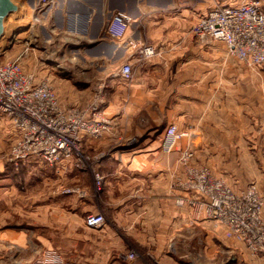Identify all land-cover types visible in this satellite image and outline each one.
I'll return each instance as SVG.
<instances>
[{
  "label": "crops",
  "instance_id": "crops-1",
  "mask_svg": "<svg viewBox=\"0 0 264 264\" xmlns=\"http://www.w3.org/2000/svg\"><path fill=\"white\" fill-rule=\"evenodd\" d=\"M11 2L16 9L3 20L0 50L10 34L19 46L58 41L84 47L82 60L109 79L105 111L114 127L99 138L82 136L83 153L107 152L91 170L75 167L71 159L54 165L35 158L25 162L48 166L62 187L78 186L83 196L61 191L43 201H20L14 186H0V264H31L45 250L58 251L72 264H171L173 244L193 238L198 227L220 232L264 264L243 244L227 239L224 228L206 219L202 209L176 204L177 198L199 199L175 184L184 172L179 151L187 145L194 153L192 163L205 162L224 179L256 172L255 161L264 157V69L246 67L228 54L223 42L200 41L191 33L211 0H195L193 11L183 10L180 0ZM116 13L129 18L119 40L107 33ZM142 45L152 46L155 54L141 58ZM123 63L131 66L129 78L119 73ZM169 125L185 136L174 150L164 152L161 144ZM17 132L11 123L12 143ZM94 173L101 176L99 190ZM44 185L53 186L52 178ZM95 213L105 223L90 228L85 217ZM130 250L137 257L127 261Z\"/></svg>",
  "mask_w": 264,
  "mask_h": 264
},
{
  "label": "built area",
  "instance_id": "built-area-1",
  "mask_svg": "<svg viewBox=\"0 0 264 264\" xmlns=\"http://www.w3.org/2000/svg\"><path fill=\"white\" fill-rule=\"evenodd\" d=\"M232 3L211 0V7L199 15L191 27V33L200 41L215 40L226 45L228 54L249 67L264 64V0H232ZM129 27L126 14L116 13L107 25L108 35L122 39ZM141 58L152 57V46H140ZM119 73L129 78L131 66L123 63ZM64 110L46 79H36L33 73L22 68L18 58L0 63V113L8 116L18 138L12 143L9 160L18 165L31 158L54 165L64 159H75L78 168L85 166L80 149V138H98L105 123L92 108ZM185 136L175 125L167 127L161 148L164 152L174 150L178 140ZM194 153L189 148L180 149L178 163L184 175L175 184L183 190L193 191L199 199L177 198L176 204L184 202L204 211L206 219L224 228V235L243 244L252 255L264 260L263 201L255 185L243 190L232 189L222 177L214 176L201 165L190 163ZM95 187L101 176L93 174ZM78 191V189H76ZM98 190V188H97ZM79 192V191H78ZM105 223L100 213L88 214L85 224L98 228ZM137 257L128 252L126 259ZM31 264H72L56 250H45Z\"/></svg>",
  "mask_w": 264,
  "mask_h": 264
},
{
  "label": "rangeland",
  "instance_id": "rangeland-1",
  "mask_svg": "<svg viewBox=\"0 0 264 264\" xmlns=\"http://www.w3.org/2000/svg\"><path fill=\"white\" fill-rule=\"evenodd\" d=\"M46 1L44 0V2ZM194 2L195 0H180V5L183 10L186 9L185 7L192 10ZM196 14L199 13L197 12ZM194 20L195 18L192 21ZM12 23L11 20L8 23L9 30L7 34L11 31ZM5 37L1 43L0 63L14 60L19 57L17 56L20 54L19 52H22L23 60H18L22 68L24 66V71L33 73L36 79H46L64 110L73 108L87 109L88 114L91 116L92 108H95L94 110L98 114L99 119L105 123L100 136L114 127L113 119L105 111V106L110 98L109 79L98 76L99 72L95 69V66L82 60L81 57L85 56L84 47L79 45H61L58 41L48 46H37L32 45V43L19 46L15 45L11 34L9 35L11 37L8 38L9 40L7 39L8 36ZM249 68L264 69V64ZM10 121L8 116L0 113V186H4L5 189L14 186L19 194L20 201H30L35 197L36 201H43L45 196L49 194L56 196L61 191L67 194L83 196L84 192L78 186L62 187L56 176L57 174L55 175L54 171L48 166L30 167L26 165V161L14 165L9 160V152L12 145L10 141V126L12 122ZM81 138L80 151L85 158V166L82 168L91 170L96 161L104 158L107 152H101L99 155L83 153ZM185 148H189V146L187 145ZM71 160L74 163L75 159ZM192 160L193 156L190 160L193 166H205L211 173L205 162L196 164L192 163ZM255 162L257 167L254 173L246 171L235 175H224L226 180L222 178L234 190H243L249 185H255L262 201H264V157L257 159ZM74 166L77 167L75 164ZM180 167L184 171L181 165ZM51 178L53 186L44 185V181ZM97 188L99 190L100 185ZM219 233L198 227L193 238H180L173 244L171 264H259L258 258L255 259L249 256L238 245L221 238ZM252 256L256 255L252 254Z\"/></svg>",
  "mask_w": 264,
  "mask_h": 264
},
{
  "label": "water",
  "instance_id": "water-1",
  "mask_svg": "<svg viewBox=\"0 0 264 264\" xmlns=\"http://www.w3.org/2000/svg\"><path fill=\"white\" fill-rule=\"evenodd\" d=\"M16 9L15 5L12 4L11 0H0V36L3 30V20L11 12ZM1 38V37H0Z\"/></svg>",
  "mask_w": 264,
  "mask_h": 264
}]
</instances>
